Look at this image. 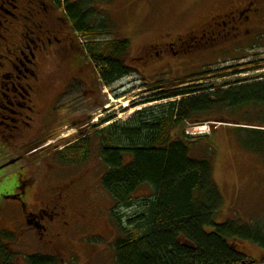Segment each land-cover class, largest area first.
Returning a JSON list of instances; mask_svg holds the SVG:
<instances>
[{"label":"rangeland","instance_id":"374dc122","mask_svg":"<svg viewBox=\"0 0 264 264\" xmlns=\"http://www.w3.org/2000/svg\"><path fill=\"white\" fill-rule=\"evenodd\" d=\"M87 2L88 7L95 11V15L108 21L113 35L109 36L110 40L129 39L131 47L128 62L136 68L130 77L115 83L111 88H104L100 83L99 72L85 59L84 46H87V41L81 35L76 36L75 32L73 34L78 46H75V50L38 55L41 62L39 75L36 77L41 81V91L34 98L36 103L33 101L28 105L32 108L31 116L29 111H26V100H20L19 103L24 107H18L21 116L18 118L17 127L0 130V235L3 236L4 231L5 234L15 233L12 240L0 238V241H5L8 252L12 255L6 263L0 259V264H29L27 259L31 256L57 255L46 245L48 241L61 250L62 253L57 256L60 264H116L113 246L120 233L113 215L116 213L122 222L127 223L137 214V210L118 208L108 193L101 188L100 178L104 169L95 154L89 162L79 168L58 166L56 154L75 144L81 131L89 130L88 125H101L100 128L103 129L118 121L126 122L146 108L170 103L171 101L156 98L158 92L154 88L157 86V79L168 81L165 88H170L171 85L181 84L184 78L197 71L200 73L203 68L214 73L225 68L221 74L216 73L224 76L237 72L233 73L228 67L246 63H251L252 68H241L238 72L241 75L231 79L264 75V29L258 31L261 27L264 28V25L259 26L254 20L252 24H245L241 31L233 32L228 38L222 37L227 41L220 44L215 41L216 36L213 35L217 33L214 28L220 30L216 22L212 29L205 26L212 18L222 16L220 14L228 13L232 8H238L240 0ZM61 8H57L53 12L54 17H49L46 22L50 26V35L54 37L55 45L58 44L57 39L62 41L67 36L65 31H61L57 20V17L65 16V6ZM46 14L43 13L44 16ZM65 18L67 24L73 27L67 17ZM3 24L6 32H9L5 23ZM0 27V33H3V27ZM247 31L248 34L242 39L243 41L246 38L245 41L238 43L231 39L233 36L244 35ZM48 36L45 31L42 32L38 35L37 42L43 40L47 45H51ZM109 38L100 39V43L104 45ZM3 39H7L9 47H13L17 39H20L19 32L4 34ZM181 45L189 47L191 53L186 57L179 54ZM5 53L3 66L0 65V91L3 86V94L8 95L4 84L10 83V80L3 77V74H12L14 78L16 75H22L18 73L16 64L12 66L10 62L20 55L15 51ZM80 54L84 56L85 62ZM36 79L29 78L26 83L32 86L29 81L34 85ZM215 79L217 78L211 76L207 80L215 82ZM25 87L29 89L28 86ZM11 97L13 98V95ZM243 114L237 116V120L241 121L245 115L254 117L256 112L244 111ZM231 117L234 116L225 115L228 120ZM227 123L217 122L216 129L212 127L211 122L190 124L185 133L193 142L202 140L197 144L199 152L193 151V155L205 156L204 159L210 155L208 159L212 160L215 180L224 199V209L218 216V221L224 223L235 220L246 224L264 222V161L260 156L249 153L240 146L234 134L236 132H233L236 126ZM241 124L243 126L240 127L244 128L264 127V124L257 121ZM15 125L11 124V127ZM43 138L47 139V142H40L42 145L31 153L26 150ZM10 144L14 147L9 146ZM209 150L211 154H208ZM25 173L34 180L32 191L24 194V202L29 211L37 212L32 208L42 206L48 198L58 194V187L68 184L63 194L66 211L70 216V226L58 231L57 237L49 232L41 242L35 233L26 234L23 236L24 240H18V231L27 228L21 225L24 223L20 213L22 202H15L16 198L10 197L15 200L13 201L7 197L14 196L12 194L20 183L19 176H24ZM75 212L81 214L75 216ZM66 220L68 222V218ZM90 236L98 242L88 240ZM37 242L48 248L38 250ZM239 250H242L240 254L248 257L246 264H257L264 258V251L249 242Z\"/></svg>","mask_w":264,"mask_h":264},{"label":"trees","instance_id":"16d2710c","mask_svg":"<svg viewBox=\"0 0 264 264\" xmlns=\"http://www.w3.org/2000/svg\"><path fill=\"white\" fill-rule=\"evenodd\" d=\"M52 1L58 8L65 6L64 11L75 33L87 41L85 59L99 72L103 87L111 88L134 73L136 67L128 62L131 42L129 39L110 40L109 36L113 35L108 21L95 15L87 0ZM37 22L44 25L46 19L39 18ZM32 30L34 33L26 39L32 37L36 42L43 31L40 27ZM103 38H109L104 45L100 43ZM31 46L34 50V43ZM29 51L25 50V53ZM186 56L182 54V57ZM252 66L246 63L228 67L233 73L237 72L224 76L216 73L221 74L225 68L215 73L203 68L200 73L189 74L181 84L170 88H165L168 81L157 79L156 98L170 103L146 108L126 122L118 121L103 129L101 125H88L89 130L81 131L75 144L56 154L58 166L75 168L89 162L95 154L104 169L101 188L118 208L137 210L127 223L116 213L113 215L120 233L113 246L116 264H243L248 257L240 254L242 250L239 249L246 242L264 251V222L218 221L224 199L215 180L212 160L208 159L210 155L206 159L205 156H194L193 151L199 152L197 144L202 140L193 142L185 133L190 124L233 122L227 124L236 126L233 132H236L240 146L264 161V127H240L243 126L241 122L264 124V75L231 79L241 75L238 73L241 68ZM211 76L217 78L216 83L207 80ZM244 111L256 114L237 120ZM225 115L234 117L228 120ZM40 142H47V139L31 144L26 150L31 153L42 145ZM9 146L14 147L13 144ZM208 154H211L210 150ZM25 174L19 176L20 183L12 194L16 198L21 195L22 201L24 192L30 193L34 186V180ZM23 185L27 186L25 191L21 189ZM67 186L58 187V194H63ZM52 197L42 205L66 206L64 200L59 202V197ZM50 199L54 203L50 204ZM2 235L0 238H13L5 231ZM87 239L92 240V237ZM92 241L98 242L97 239ZM36 244L40 251L46 247L42 243ZM8 251V246L0 241L3 263L11 259ZM49 256L35 255L27 260L29 264H60L59 255ZM257 264H264V258Z\"/></svg>","mask_w":264,"mask_h":264},{"label":"flooded vegetation","instance_id":"af4514ba","mask_svg":"<svg viewBox=\"0 0 264 264\" xmlns=\"http://www.w3.org/2000/svg\"><path fill=\"white\" fill-rule=\"evenodd\" d=\"M4 1L5 0L0 1V10L2 12V14H0V26H2L4 29L3 33H0V39H2V42L0 41V60H3V62L0 61V65L3 66L4 60L6 58L5 52L13 53L15 51L18 56L20 55V57L16 56V60L10 62L12 63V66L16 64V69L22 76L16 75L17 77L14 78L12 74H10L9 76L3 74V77H7L8 80H10V83L4 84V88H6L9 92L8 95L6 93L3 94V86L0 91V130H3L4 128L14 129L17 127L19 121L18 118L21 116L18 111V107H24V105L19 103L20 100H26V111H29L31 116L32 108L28 105L33 101L35 103L34 98L41 91V81H39V78L36 77L39 75V64L41 62L38 55L49 54L50 52L51 54H53V52L56 54L66 53L70 50L75 49L76 46L72 28L63 18L57 17V20L58 23H60L61 21V31H65L67 36L62 41L57 39V45H55L53 42L54 37L50 35V26L46 23L42 25L40 22H37V19L39 18L47 17L49 19V17H54L53 12L57 10V8L52 0H8L9 2H7L9 8L6 7L7 2L5 3ZM9 10H13V12ZM44 12L47 13L45 16L43 15ZM220 15L222 16L212 18L211 21L205 25L208 29H212L216 22V26L220 30L214 28L217 33L213 35L216 36L215 41L219 44L227 41L226 39H222V37L228 38L233 34V32L236 33L239 30L241 31V28L245 24H252L254 20L259 23V26L264 25L262 24L264 22V0H240L238 8H232L228 13L223 12ZM3 23H5V25L7 26V29L9 30V32L7 31L8 33L19 32L20 39H17V42L15 45H13V47H9V41L7 39H3L4 34H8ZM39 27L43 32L45 31L47 34H49L48 41L51 45H47L45 41L43 42V40L40 43H38L37 40L35 42L33 40L34 38L32 37L26 39L27 37H29V34L34 33V30H32L33 28L37 29ZM263 29L264 28L261 27L258 31H262ZM1 31L2 28L0 27V32ZM248 32L249 31L245 32L244 35L241 34L236 37L233 36V38L231 39L238 43L243 42L246 40V38L243 41L242 39L245 35L248 34ZM220 39L222 42L220 41ZM32 43H34V50L31 49ZM172 46H174V44H172ZM180 49L181 51L179 52V54L191 53L188 46L181 45ZM25 50H30L28 53L29 56L25 53ZM20 68L22 70H20ZM23 77L25 79H22ZM29 78H37L36 83L33 85L32 82L29 81V83L32 85L30 86L28 83H26L28 82L27 80ZM25 86H28L29 89H26ZM11 95H13V98L11 97ZM11 124L16 125L12 128ZM25 186L23 185V187L21 188L24 191L27 188V186ZM17 197L18 198H15L19 201L22 199L21 195ZM55 197H59L60 202L61 200H64L65 195L60 193L57 196L54 195L52 198ZM50 200V204L54 203L53 199ZM32 209L37 210V212H33V210L29 211L26 203L22 201L20 213L21 220L24 221V223H21V225H25L27 226V228L25 230L18 231V240H20L21 237L26 236V234L34 235L35 233H37L36 235L39 237L38 240L42 242L44 237L47 236L49 232H51L52 236L57 237L58 231L67 229L70 226V216L68 215L66 206L64 207V205L59 207L58 204L54 208H51V206L49 205H47V207H44L43 205L42 207H39L38 205ZM66 218H68V222ZM48 228L50 229L49 231ZM9 234L15 236V233L10 232ZM46 245L50 250L52 249L54 253L56 252L55 254L59 255L62 253L58 246L52 245L51 241H48Z\"/></svg>","mask_w":264,"mask_h":264},{"label":"water","instance_id":"95a60500","mask_svg":"<svg viewBox=\"0 0 264 264\" xmlns=\"http://www.w3.org/2000/svg\"><path fill=\"white\" fill-rule=\"evenodd\" d=\"M243 264H246V263H243Z\"/></svg>","mask_w":264,"mask_h":264}]
</instances>
